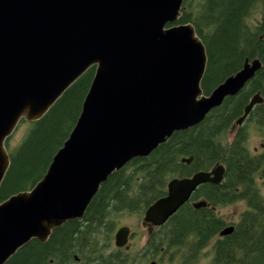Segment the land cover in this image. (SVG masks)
Instances as JSON below:
<instances>
[{
	"label": "water",
	"instance_id": "obj_1",
	"mask_svg": "<svg viewBox=\"0 0 264 264\" xmlns=\"http://www.w3.org/2000/svg\"><path fill=\"white\" fill-rule=\"evenodd\" d=\"M182 3L0 0V184L10 164L5 141L20 120L41 119L95 68L77 120L42 178L0 203V264L31 240L44 243L54 229L80 219L109 175L147 157L173 133L198 126L261 68L258 58H246L238 71L204 94L205 48L191 23L176 24ZM263 103L258 92L252 95L230 132ZM224 171L216 164L170 179L165 195L144 211L141 226L163 225L197 187L220 184ZM193 207L208 204L203 200ZM233 230L226 226L218 235ZM130 232L128 226L117 228L114 247L129 250Z\"/></svg>",
	"mask_w": 264,
	"mask_h": 264
},
{
	"label": "trees",
	"instance_id": "obj_2",
	"mask_svg": "<svg viewBox=\"0 0 264 264\" xmlns=\"http://www.w3.org/2000/svg\"><path fill=\"white\" fill-rule=\"evenodd\" d=\"M257 9L264 21V0H183L176 24L191 23L204 45V94L238 71L246 58H258L261 68L198 126L173 133L147 157L132 159L109 175L80 219L54 229L44 243L31 240L5 264H145L155 255L151 247L157 245L170 254V260L178 253L180 264H188L209 243L212 264H264V193L259 185V179H264V147L255 152L248 146L254 133L264 143V103L254 106L230 132L252 95L258 92L264 99L263 23L249 20ZM94 69L73 83L41 119L20 120L16 131L22 125L26 129L18 143L10 144L16 131L6 139L10 164L0 184V203L28 191L42 178L77 120ZM188 157H192L190 164L181 162ZM216 164L225 169L221 183L200 185L192 194V200L201 198L208 207L193 209L185 203L136 253L114 247V233L123 216L142 217L151 203L165 195L170 179L209 171ZM235 203L243 204L244 210L233 232L216 238L226 225L217 211Z\"/></svg>",
	"mask_w": 264,
	"mask_h": 264
},
{
	"label": "rangeland",
	"instance_id": "obj_3",
	"mask_svg": "<svg viewBox=\"0 0 264 264\" xmlns=\"http://www.w3.org/2000/svg\"><path fill=\"white\" fill-rule=\"evenodd\" d=\"M251 24H256V23H263L262 27L264 29V21H262V11L261 10H255L249 19ZM25 125H22L18 130L11 136L10 139V144L15 145L20 141L22 138L24 132H25ZM262 143V139L260 136L257 134H252L251 137L248 140V146L251 151L259 152L262 149L260 148V144ZM259 185L262 187V193H264V179H259ZM244 210V205L241 203H238L236 205H230L224 208H221L219 211H217V215L227 219L231 218L232 216L241 213ZM141 218L142 217H137L135 215H126L123 216L120 220L119 227L120 226H128L131 231V237L129 239V245L130 248H132L133 252L136 253L138 252L143 246L144 243L146 242L147 238V232L146 229L141 226ZM234 221H237L238 219L234 218ZM226 227V226H225ZM161 264H174L172 261H165L162 262ZM201 264H207V261L203 260Z\"/></svg>",
	"mask_w": 264,
	"mask_h": 264
},
{
	"label": "flooded vegetation",
	"instance_id": "obj_4",
	"mask_svg": "<svg viewBox=\"0 0 264 264\" xmlns=\"http://www.w3.org/2000/svg\"><path fill=\"white\" fill-rule=\"evenodd\" d=\"M261 144H263V147H264V143H261ZM263 147H260V148L262 149ZM192 194H191L189 200L186 202V204H188L190 207H192L193 209H195L193 207V204L195 202H198V201H203V199L198 198V199H193L192 200ZM236 204H238V203H235V204H232V205H236ZM199 209H202V208H199ZM239 215H240V213H239ZM239 215L236 214V215L232 216L231 218L224 219V221L226 223L225 226H230L231 225V226L234 227V224H235L236 221H234L233 219L234 218L238 219L239 218ZM144 228L146 229V232H147L146 233L147 234L146 241H147V239L150 237V235L152 234V232L156 228H148V227H144ZM223 237H226V236H223ZM216 238H222V237H219V235H217ZM145 246H146V242L144 243V246L143 247H145ZM151 248H153V251H155V255H150V257L148 258L147 262H145V264H150L151 262H155L156 264H161L162 262H165L166 260L167 261H172L174 264H180V262H179L180 261L179 260V254L178 253H176L174 260H170L169 259L170 258V254L165 255L164 252H163V247L162 246H158L157 245V246H152ZM151 252H152V249H151ZM212 259H213V255H212V243H209L208 245H206L205 247H203V248H201L199 250V253L197 254V259L193 260L192 262H189L188 264H201V262L203 260L204 261L206 260L207 261V264H212Z\"/></svg>",
	"mask_w": 264,
	"mask_h": 264
},
{
	"label": "bare ground",
	"instance_id": "obj_5",
	"mask_svg": "<svg viewBox=\"0 0 264 264\" xmlns=\"http://www.w3.org/2000/svg\"><path fill=\"white\" fill-rule=\"evenodd\" d=\"M264 169V168H263ZM263 169H262V171H263ZM263 175V174H262ZM264 176V175H263Z\"/></svg>",
	"mask_w": 264,
	"mask_h": 264
}]
</instances>
